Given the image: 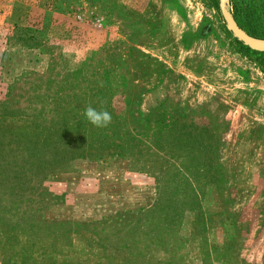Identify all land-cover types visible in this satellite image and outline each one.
<instances>
[{
	"label": "rangeland",
	"instance_id": "374dc122",
	"mask_svg": "<svg viewBox=\"0 0 264 264\" xmlns=\"http://www.w3.org/2000/svg\"><path fill=\"white\" fill-rule=\"evenodd\" d=\"M0 264H264V73L219 0H0Z\"/></svg>",
	"mask_w": 264,
	"mask_h": 264
},
{
	"label": "trees",
	"instance_id": "16d2710c",
	"mask_svg": "<svg viewBox=\"0 0 264 264\" xmlns=\"http://www.w3.org/2000/svg\"><path fill=\"white\" fill-rule=\"evenodd\" d=\"M232 11L238 23L251 35L264 38V10L249 0H231ZM237 51L252 60L264 73V52L253 50L234 38Z\"/></svg>",
	"mask_w": 264,
	"mask_h": 264
},
{
	"label": "water",
	"instance_id": "95a60500",
	"mask_svg": "<svg viewBox=\"0 0 264 264\" xmlns=\"http://www.w3.org/2000/svg\"><path fill=\"white\" fill-rule=\"evenodd\" d=\"M219 10L226 29L234 38L253 50L264 52V38L251 35L238 23L232 11L231 0H219Z\"/></svg>",
	"mask_w": 264,
	"mask_h": 264
},
{
	"label": "clouds",
	"instance_id": "9594fccd",
	"mask_svg": "<svg viewBox=\"0 0 264 264\" xmlns=\"http://www.w3.org/2000/svg\"><path fill=\"white\" fill-rule=\"evenodd\" d=\"M83 115L87 121L98 128L107 127L112 120V115L109 111L104 108L98 110L91 105L84 109Z\"/></svg>",
	"mask_w": 264,
	"mask_h": 264
},
{
	"label": "built area",
	"instance_id": "2783aa9c",
	"mask_svg": "<svg viewBox=\"0 0 264 264\" xmlns=\"http://www.w3.org/2000/svg\"><path fill=\"white\" fill-rule=\"evenodd\" d=\"M79 18H81V16H78ZM97 23L99 26H102L103 25V22H102V19L101 18H97Z\"/></svg>",
	"mask_w": 264,
	"mask_h": 264
}]
</instances>
